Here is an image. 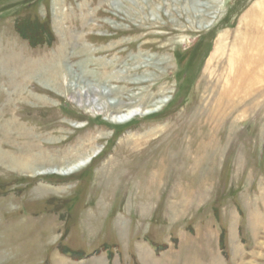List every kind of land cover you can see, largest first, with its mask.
Segmentation results:
<instances>
[{
    "label": "rangeland",
    "instance_id": "rangeland-1",
    "mask_svg": "<svg viewBox=\"0 0 264 264\" xmlns=\"http://www.w3.org/2000/svg\"><path fill=\"white\" fill-rule=\"evenodd\" d=\"M259 1L0 0V264H264V98L209 117Z\"/></svg>",
    "mask_w": 264,
    "mask_h": 264
},
{
    "label": "bare ground",
    "instance_id": "bare-ground-1",
    "mask_svg": "<svg viewBox=\"0 0 264 264\" xmlns=\"http://www.w3.org/2000/svg\"><path fill=\"white\" fill-rule=\"evenodd\" d=\"M254 5L255 7H252L241 18L240 23L243 27L232 35L221 32L215 44L212 58L219 59L222 72H219L218 76L216 75L217 78L213 85V92H215L216 97L213 99V108L209 113V117L212 123L217 121V125H221L224 120H228L231 115L238 111L246 114L250 110L256 109L260 101L259 98H264V0ZM201 11L203 10L201 9ZM198 12L201 14L200 10ZM211 25L212 22L210 21L207 27ZM230 40H233L232 43H230ZM70 86L73 89L78 87L77 91H81V93H86L89 89H97L100 92L109 93V90H103L97 85H83L81 80L79 82L76 79L70 81ZM163 102L165 101H161V103ZM112 103L117 104L119 102L114 100ZM248 105L251 106L248 108ZM102 109H105L104 106ZM159 109L160 102L155 103L152 108L146 110L137 106L124 112L112 114L111 120L117 123L128 122L137 115H146ZM11 125L14 126L13 124ZM10 128L12 129V127ZM94 155H87L65 167L51 166L52 168L39 169L37 172L45 173L51 171L61 175H68L91 163ZM60 264H64L62 260ZM235 264L255 263L252 260L249 262L240 261Z\"/></svg>",
    "mask_w": 264,
    "mask_h": 264
}]
</instances>
